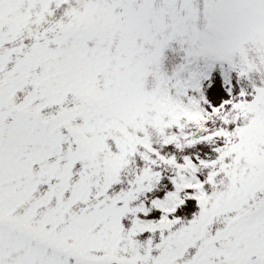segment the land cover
<instances>
[{
    "label": "snow or ice",
    "instance_id": "obj_1",
    "mask_svg": "<svg viewBox=\"0 0 264 264\" xmlns=\"http://www.w3.org/2000/svg\"><path fill=\"white\" fill-rule=\"evenodd\" d=\"M0 264H264V0H0Z\"/></svg>",
    "mask_w": 264,
    "mask_h": 264
}]
</instances>
